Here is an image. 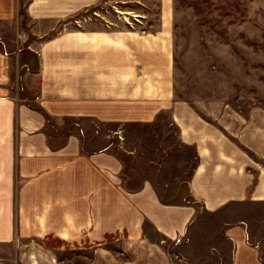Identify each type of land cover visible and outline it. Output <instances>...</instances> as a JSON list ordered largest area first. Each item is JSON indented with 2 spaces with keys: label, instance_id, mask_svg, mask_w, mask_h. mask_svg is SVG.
<instances>
[{
  "label": "crops",
  "instance_id": "obj_1",
  "mask_svg": "<svg viewBox=\"0 0 264 264\" xmlns=\"http://www.w3.org/2000/svg\"><path fill=\"white\" fill-rule=\"evenodd\" d=\"M101 1L0 0V244L20 264H264V106L178 98L165 5L157 29L80 17ZM164 116L189 200L147 165L124 178V130Z\"/></svg>",
  "mask_w": 264,
  "mask_h": 264
},
{
  "label": "rangeland",
  "instance_id": "obj_2",
  "mask_svg": "<svg viewBox=\"0 0 264 264\" xmlns=\"http://www.w3.org/2000/svg\"><path fill=\"white\" fill-rule=\"evenodd\" d=\"M164 5L171 13L175 95L189 102L223 103L241 112L251 105L264 106V0H102L80 17L105 13L119 26L157 29ZM174 133L166 116L153 126L124 130L125 140L116 148L123 156L127 185L136 187L147 165L155 170L164 198L190 199L186 179L194 154L176 146ZM21 261L18 249L0 244V264Z\"/></svg>",
  "mask_w": 264,
  "mask_h": 264
}]
</instances>
